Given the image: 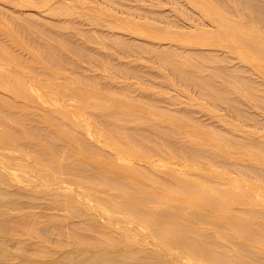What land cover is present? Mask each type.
I'll use <instances>...</instances> for the list:
<instances>
[{
	"label": "bare ground",
	"instance_id": "obj_1",
	"mask_svg": "<svg viewBox=\"0 0 264 264\" xmlns=\"http://www.w3.org/2000/svg\"><path fill=\"white\" fill-rule=\"evenodd\" d=\"M129 1H130V3H129ZM164 1L167 2V0H128L129 4L136 5V6H139L142 8H143V6H146L145 9H147V8L149 9V10H146L147 11L146 14H144V15L138 14L139 16H136V17L134 16L133 19H130L131 21H134V22L136 20V23L138 26L137 28H140L141 31L142 30L144 31V32H142L141 35H140L141 31L138 32L139 34L136 33V35H134L135 34L134 32L138 31L136 29V26H135V29L130 30L136 24L133 25L129 21V25H130V23H131V25H133L131 28H130V26L129 27L126 26L128 24L124 25V26H126L125 28L128 27L127 28L128 31L130 30V34L134 35V38L140 37L141 39L147 40V41H143L144 45H142V47H140L138 45L139 43L137 44L139 46L138 47L136 45L137 42L133 41V42H135L134 43L135 47L137 46L138 48L137 47L136 48L142 52V53L140 52L138 54L137 52H139V51H136V54H137L136 58H134L135 57L134 55H136L134 53L135 51H132V49L134 48L133 47L134 44L131 42V40L128 41L130 43H127V40H129V38L128 39L125 38V39H127L126 41L124 38H122L121 40L124 39L123 40L124 43L122 42L123 45L121 46L119 36H117L115 34V36L117 37V39L115 37V39L117 40L116 41V40L112 39V38H114L113 36L111 38L110 35L105 34L106 32H104V30H108L107 33H109V30L112 29L113 23H116V22L112 21V18H109V17H111V15L109 17L106 16L109 12L103 13L99 10L96 11L97 13L95 12L98 15V18L95 20H92L93 23L88 22V23H90V24H88V26H93V27L97 28V31L94 30L95 33L92 34L93 35V37H91L92 39L95 38L98 40L99 39L102 40V39H105L106 38L105 35H107V37L109 38V39L107 38L108 40L106 39L107 41H109L108 45L112 42V40H114V42L112 43L113 45L110 44V49H111V45L114 46L118 42L120 43V44L119 43L118 44L121 46V49L123 48V46H124V49H125V47H127V48L133 47L129 50L126 49V51H125V52H127V50H128V52H127L128 55H130L129 54L130 50H131V53H134V55L132 54L133 57H131L132 55L130 57H128L126 55L127 58L125 56H123V58L125 57L124 59L127 62L126 64H124L125 62L121 63L123 60L121 61V59H120L121 56H119L121 54V52H124L123 49L121 52H119V55H116V53H117L116 52V50H117L116 46H115V48H116L115 51H113L111 49L114 52L113 54H112V51L111 52L107 51L108 53L104 52V53H107V55H109V56H111V55L113 56L115 54L116 56H114V57H117L118 60H120V62L118 60H116V61L123 64V65L119 64V66H115L117 68L116 70H114L115 67L113 65L114 68L111 70H114L115 72H117L118 70L121 71L123 69L129 68L127 70L128 72L132 70V72L137 71V72H141L142 74L144 73V75H142L140 73V75L135 74V76L137 75L138 77L139 76L140 77H146V74L149 72L145 73L142 71H148L146 69L144 70V66H143V64L147 65L148 63L146 62L147 63L146 64V63H142V62L146 61L147 60L146 58L149 57V59L152 60V62L154 64H156L155 65L156 68H155V66H152V67H154L158 71V73L164 74V76H162V74H160V75L165 80L166 85H168L169 87H173V86L176 87V85H179V86H183L184 89L186 87L188 89L192 88V90L193 89L195 90V92L198 94V98L200 97L199 99L203 100V102L205 101L206 104L209 105V108H210L209 111H208V109L207 110L205 109V108H207L205 106L206 104L203 106V108L205 107L204 108L205 110L203 109L201 111H203L202 112L203 115L206 114V112H204V111H208L207 115L209 116L210 120H216L218 118L217 117L218 116L217 115V109H218L217 105L219 103H222V104H225L228 106V110L226 112H232V114H236L238 116V118H241V119L245 118L246 115H244L242 112H240L236 109V106L238 105V103L242 101L241 98L243 99V101L245 100V103H246L245 108H247V106H249L248 109H250V112L252 110H253V112L254 111L259 112V110H262L261 116H264V0H184V3L181 0L182 1L181 3L185 4V6H182L184 8L182 10L178 9L179 7L174 8V5H173L174 0L172 1L173 3H171L172 5H170L171 7H169L170 9L167 8L168 2L165 4ZM176 1L178 2V0H176ZM64 2H63V0H58L56 2L57 3V9L55 10V12L52 15H50V17L54 20L52 22H56V23H52L51 21H46V20L44 21L42 19L43 16L39 17L40 13H38V16H37V14L36 15L32 14L30 16H29V14H26L27 15L26 16V15H24V13H18V12L13 11L12 9H10L8 11L9 12L8 15H9V17L12 16L15 20L16 19L17 20H20V19L30 20L32 18V20H35V23H37L39 25L43 24V25H46L50 28L54 27L57 29L58 27H60L62 25L63 28H62V30H59V33H60V31H63L64 28H66L67 26H70V27L72 26L71 28L73 29V26L75 25L73 33L77 32L78 29H77V31L75 30L76 25H78V23L80 24V21L83 19L89 20L91 18V15L87 14V13L88 12L91 13L92 11L90 10L86 13V11H84L83 8H80L84 12L83 13L78 12L76 9H74L76 5H73L74 7H72V6H70V5H72V3L70 5H67ZM169 2H171V0ZM80 3H81V1H80ZM108 3H109V1H108ZM45 4H47V3H45ZM129 4L127 6L130 7L131 5H129ZM179 4H180V1H179ZM183 4H181V5H183ZM10 6H11V4H10ZM90 6H91V4H90ZM114 6H115V3H114ZM127 6L124 5V8L126 7V10L129 9V8H127ZM77 7H78V4H77ZM165 7L167 8V10L169 9V11H167V10L164 11ZM142 8H140L141 9L140 13L143 12ZM1 9H3V8H1ZM134 9L131 11L127 10L128 12H125V13L129 14L130 12L131 13L133 12L135 15V13L137 14L136 7H134ZM11 10L13 12H10ZM88 10H89V8H88ZM137 11H138V9H137ZM2 12L4 14V11L1 10V13ZM120 13H122V11ZM125 13H123L122 15L124 16ZM131 13H130V16H131ZM138 13H139V11H138ZM143 13H145V12H143ZM87 15H88V17L90 15V18H88ZM122 15H120V17ZM125 16H127V15H125ZM54 18H56V19H54ZM113 19H114V17H113ZM17 20H16V22H17ZM108 20L111 22V25H109V24L104 25L103 22L107 23ZM124 20L126 22V18ZM84 21L85 20H83V22H82L83 26H85ZM114 21H115V19H114ZM119 21H120V19H119ZM3 23H5V21ZM120 23H121V21H120ZM118 24H115L114 27L120 26V29H122L121 25H118ZM55 26H58V27H55ZM83 26H81V27H83ZM88 26L84 27V28H88ZM15 27H17V26L15 25ZM15 27L14 26L4 27L2 29L3 31L0 30V31H2L0 33L1 36L6 35L7 37H10L11 39L15 38V40H16V37H19V38H22L24 40V35H21L20 30H22L23 32L28 31L27 34L32 33V31H30V29H29V27H31V26L26 25L25 23H23L22 26L19 25V27H17V28H15ZM41 27L42 26H40V28ZM81 27H77V28H81ZM84 28L80 29V31L82 30V33L85 32ZM92 28H89V29L91 30ZM103 28H107V29H103ZM117 28H115V29L113 28V29L118 30L119 28L118 29ZM125 28L123 30H125ZM41 29H43V28H41ZM113 29L111 31H113ZM90 30H89V33H90ZM48 31H50L49 28H48ZM53 31H56V30L53 29ZM53 31L51 30L50 32H53ZM119 31H121V30H119ZM131 31H134L133 32L134 34ZM40 32H41V30H40ZM56 32H58V30ZM64 32L65 31H63L62 33L64 34ZM66 32L68 34V32H70L69 29H68V31L66 29ZM103 32H104V34H103ZM123 32H125V31H123ZM36 33L32 36L34 42L36 43V41L38 39H40L39 41L44 39V42L46 44L44 47H42L39 50H37L36 48H30V46H28V48H29L28 53L30 54V57H28V55H27L26 58L29 61H27V59H26L25 64H23V62H22V59H24V56L19 57L18 54L17 55L13 54L12 51L9 48H7L3 44V42L0 41V57H2L4 59V62H0V88L7 90L9 92V97H5V98H7V99L10 98L9 99L10 103H8V104L7 103L6 104L0 103V111H1V113H3L2 110H5V109L7 111L9 110V112L12 111L13 113H9V115L11 114L9 118H12V121H14L13 124H16V126L18 125V123H19L18 121H20V120L18 118H16L15 116H17V117H19V116L18 115H12V114H16L15 112L18 111V108L20 106L25 107L22 105H25L27 103L24 104L22 101L30 100V101H26V102H28L27 105H30L29 102H31L33 104V105H30V106H33L32 108H30L31 110L32 109L34 110V107L38 108L39 110H44V108L46 106L51 107L50 104L48 103V100L50 102L52 101L54 103L57 100L60 101L58 98H57V100L54 101L55 97H53V98L49 97L47 100L44 98L38 97L36 95V91H35L34 87L32 86V83L34 85H36V83H37L40 86H44L45 85L44 80L41 77H36L35 81L31 78L32 82H30L29 78L26 77L27 75L25 76L24 70L29 69L31 72H33L35 67L38 65L43 71H45L47 73L50 72L53 76V80L49 81L47 86H49L53 89H56V90L59 88L61 89V87H62V90H63V88H64L63 85H60L62 83L58 82V81L67 80L66 82L69 83V81L72 80L73 78L68 76L67 78H69V77L72 78V79L69 78L70 79L69 80L65 77L66 75L64 76L66 79L60 78V76H62L64 69L62 70L59 65H61V66L66 65L69 62V61L68 62L66 61L67 63L63 62L64 61V58H63L64 55H62V57H61V54L65 53V51H67V50H65V47H63V48H60V47H62V44H63V46L66 45V43L70 45V43H68V41L70 42L71 38L72 39L73 38L78 39L77 38L78 36L85 38L86 34H88V31H86L85 34L79 33L78 36H76V33H75V35L73 33H70L76 37H74L73 35H72L73 36L72 37L70 35L71 38L68 36L67 39H70L68 41H66L67 39L64 36L66 34H64L63 36L65 37L66 43H64V37L60 36L62 34L57 33L58 36H60L62 38L60 40L61 41L63 40V43L61 42L62 44L59 43L60 49L58 51L60 52V50L62 49L60 52L61 54L58 51H54L55 49L57 50L56 46H58V43H57V45H55V47H56V48L54 47L55 49L52 48L53 43L54 42L56 43L57 38H54V39H56V41L53 42L52 41L53 38L51 35L49 36L48 34H45V35L42 34L45 36V38H43L42 36H40L41 33H39V34L37 33L38 36ZM91 33H92V31H91ZM57 34H55V35H57ZM52 35H53V33H52ZM127 35H128V33H127ZM90 36L87 35L86 37L89 38L90 40L89 39L88 40L92 42V39L90 38ZM84 38L83 39L81 38V39L84 40ZM87 38H85L86 41L85 40L83 41V42H85V44H86V42H88ZM110 38H111V42H110ZM137 39H135V40H137ZM15 40H12V41L15 42ZM82 40H79V42H81ZM39 41H37V42L39 43ZM58 41H59V39H58ZM73 41L74 40H72V44H74ZM75 41H77V40H75ZM107 41H106V43H107ZM115 41H116V43H115ZM19 42H20V40H19ZM29 42H30V44H34V42L32 41L31 38L29 39ZM139 42H141V44H142V41H139ZM43 43H41V44H43ZM75 43H78V41ZM19 44L20 43H18V45ZM36 44H34V45H36ZM80 44L83 45L84 43L81 42ZM87 44L86 45L90 46V48H91V45H89V42ZM101 44H103V45L102 46L100 44L99 45L102 48L108 46V45L104 46L103 40L101 41ZM118 44H117V46H119ZM18 45H16V46H18ZM69 45H68V47H71V45L70 46ZM41 46H43V45H41ZM41 46L38 45V47H41ZM74 46L78 47V45L74 44L73 47L70 48L71 51H70V49H68V53L73 51L72 53L74 54V51H78V50H76L77 47L75 48ZM100 46L96 47V42H95V46L93 45V48L94 47L97 49L100 48L101 52L104 51V49L102 50ZM68 47L66 45V48H68ZM79 47L78 48L80 49V51H82V49L85 48L86 46L85 47L82 46V49H81V46H79ZM21 49L23 50V48H21ZM63 49H64V51H63ZM105 49H107V48H105ZM110 49H109V51H110ZM119 49H120V47H119ZM25 50L27 53V48H25L23 50L24 52L23 51L22 52L25 53ZM52 50L56 54H58V53L60 54V56H58V57L59 58L61 57V60H63L62 63H64V64H57L58 65L57 66L56 64H54V63H56V60L52 56H51L52 61L49 59L50 55L52 54L51 53ZM80 51H78L77 54L80 53ZM84 51H85V49H83L82 53L84 54V58H86V59H84V58L83 59L87 60V61L82 62L83 60H81V62H82V64L87 63L88 66L85 69H88V67L93 66V65L89 66V62L91 61L90 59H93L92 62H94V61L96 62L95 59H97L99 56H96L95 53L91 54L88 47H87L86 53ZM118 51H120V50H118ZM20 52H21V50H20ZM87 52H89L90 54ZM65 54H67V53H65ZM77 54H76V52L74 54V55H76V58L81 55V53L78 54L79 56ZM85 54L86 55L89 54L90 55V56L88 55L89 58H87V56L85 57ZM93 54H95V56H93ZM124 54H126V53H124ZM142 54L147 56V57L144 56L145 57L144 61L142 60L143 59L142 56H141V59L138 56V55H142ZM21 55H23V54L21 53ZM100 57H99V61H100V59L103 58V57H101V58ZM114 57H112V58H114ZM66 58H69V57L67 56ZM79 58H77L76 60L82 59V58H80V59ZM53 59H54V62H53ZM61 60H59V61H61ZM67 60H70V58ZM88 60H89V62H88ZM103 60H106V64H109V68H112L110 66V63L107 61V58L106 59L103 58ZM114 60H115V58H114ZM140 60H142V62ZM71 61H75V60H71ZM102 61H100L98 65L95 63V65H97V67L101 64L103 65L105 62L103 61V63H101ZM77 62L79 63L80 61H77ZM92 62H90V63L92 64ZM110 62H112V61H110ZM57 63H58V61H57ZM70 63H71V67H72L71 69H73L74 66L76 67V65L73 66L72 62H70ZM78 63H77V66H78ZM114 63L116 65V62H114ZM151 63H149L147 65V69H150L149 71L152 70ZM68 65H69V63H68ZM133 65L134 66L138 65L139 67L143 66V68H141L142 71H138V69H140V68H138L137 66L134 67ZM56 66L59 68H57ZM79 66H80V63H79ZM104 67L103 68L105 70L107 67L106 66H104ZM78 68H81V67H78ZM78 68L76 67V69L75 68L74 69L78 70L77 72H79L80 70H84L82 68L81 69H78ZM95 68H96V66H95ZM99 68L101 70L100 74H99V72H100ZM145 68H146V66H145ZM68 69H66V70H68ZM89 69H91V68H89ZM66 70H64L65 73L67 72ZM75 70H74V72H76ZM94 70L95 69L93 68V71ZM96 70H97V68H96ZM98 70L99 71H97L96 74L101 75L102 74L101 67H98ZM111 70L109 71V73L113 72ZM86 71H84V72L86 73ZM89 71L87 72L88 74L92 70L90 72ZM127 71H126V74L131 73L129 75V76H131L132 72L127 73ZM70 72L71 71L68 72L69 75L72 74ZM107 72H105V73H107ZM123 72H125V70ZM81 73H79V74H81ZM105 73H103V74L107 75ZM123 74H125V73H123ZM123 74L121 77L122 79L124 76ZM74 75H76V74H74ZM74 75H71V76L74 77ZM77 75L74 77V78H77V80L76 79L74 80L76 82V85H75V82L73 80H72L73 82L71 81V83H73L72 87H74V85L79 86V88L77 87L78 92H76V90H75V92L74 91L73 92L76 93V95L79 94V96L81 98L80 99L81 102L79 101L80 106L82 107V108H80V111H82L81 109H86V110L88 109V111L89 110L95 111L94 114H97L98 116L97 115L96 116L99 117V119L97 118L98 121L95 120V122L98 125L103 126V130L108 131L106 133H109V135L111 137L110 138L105 137L108 140L98 138L100 136H98L97 135L98 132H96L94 130V128H95L94 126H96L95 123H93V126H92L91 122L88 120L87 121H84V120L78 121V119H76V118H80L79 116H81V114H83L82 112L80 113V115H72V118H74V120L76 119L75 121H73V119L71 117L70 118L72 121H70V120L68 121L67 118L70 119L69 116H71V115H70V112H68L69 110L68 111L66 110L67 109L66 106H64V109L67 111V112L64 111V112H66L65 114L61 110V107H59L58 105H57L58 109L57 108L56 109L49 108L51 111L47 112L45 114V116L49 117V120H50V121H48V120L46 121L47 125L49 127L48 132H49V130H51V127H53L52 130L53 129H55V130H53V131L51 130L53 132V133L51 132L52 135H46L47 131L46 132L43 131L46 136H44L45 138L43 136L42 137H43V139H46L47 137H51L54 139V141H56L58 143L63 142V144L62 143L61 144L66 145V146L68 144H71V145H68V146H70V148L68 147V150L71 151V154L73 152V156L71 154H70L71 156L68 155L67 158H68L69 162L67 161V158L63 159L64 163L68 162L67 164H64V165H62L63 164L62 162H59V161L57 162V160H55L57 163L54 161L53 162L49 161L48 163H45V162H43L44 159H41L39 157V154L43 153L46 150V147H47L48 151H49V149L51 151H55V152H56V150L58 151L59 147H58V149L54 148V146H56L58 144L56 143V144H52V146H51V144L46 146L45 143H44V145L37 143L38 145L36 147H38V146L40 147V145H41L40 148H42L43 150L42 151H36V153H35L34 151H32L30 145L32 143H34L35 141L37 142L38 139L37 138H36V140H34L33 138H32L33 140L31 139V136L33 134L36 135V133H34V132L31 133L32 131H30V130L34 131V129L31 127L33 123H31V119L29 118L30 115L28 113H26L25 111L24 112L21 111L24 114V117L29 115L28 118L30 119V121H28V123L29 124L31 123L30 127L32 129H30V130L25 129L26 131H29L28 133L25 130L24 131L20 130L21 123L24 124L25 122H27V119H28L27 117H26L27 119L26 118L24 119L23 116H22V118L19 117L22 120V121H20L19 126L16 127L14 125L13 128L10 130L7 128V126H4L6 123H8L7 120H10V119L6 118L4 120L5 117H3V115L2 116L0 115L1 116L0 118L1 119L3 118L2 119L3 123L0 121V149L2 152V160L14 162L17 165V167L19 168L20 172H21L22 168L28 169V167L29 166L32 167V165H30L31 159L29 160V163L24 164L25 161L23 159V155H20V157L22 156V158L16 156L19 153H21V154L26 153L27 155L33 157L35 159L33 162H35L37 159L38 166H41L42 168H45V169L47 167H55L54 164L60 163V164H58L60 166L57 167V169L56 168L54 169V174H52L51 178L49 176L44 177V176L38 174V176L44 180L42 182L43 186L50 191L61 193V192H63L62 190H57L56 187H51L50 184H56L57 185V183H55V182H58L59 179L62 178V179H64L63 184L76 187L78 192L67 195V198H71V201L72 202L74 201L76 203V204L74 203L76 206L78 205L77 207H79L81 214H82V210L84 209V206H85V209L90 210L93 203H97L99 206V210L102 213V215L111 219L110 222L102 230H100L103 232V233L101 232L102 234H100L101 237H106L108 235V233L105 230L110 226L114 227V231L122 229V226L120 225V223H118L116 221V219L114 220V218H115L114 213L117 212L116 217L117 216L119 217V215H120V218H119L120 221H122L121 215L123 217H125L123 219V221H125V219L127 218V223L124 222V225L126 223L125 226L121 223L123 225V228H124L122 230L125 233H127L128 235L133 234L135 232V228L134 227L131 228V226L134 224V222H136V220H138L137 221L138 223L136 222L137 224H134V225L138 226V227H136L137 228V234L139 235L140 232L141 233L144 232L143 230H145V231L147 230L148 232L150 231L149 234L151 236L149 234H148L149 235L148 236L146 234L148 232H145L143 234V236H141V237L143 238L144 235L146 234V236L149 237V239L151 237L153 239L148 240L147 238H145L146 240H144V238H143V239H140L141 241L139 243H136L138 241L127 240L121 234L114 233V234L107 236V238H105L107 240L105 242L109 241L111 245L116 247V248H114L113 246H111L109 244V242H108L109 245L107 243H103V242H101V244H98V242H97V245H98L97 246V245H95L97 238L96 239L94 238L95 242L93 240V243H94L93 244V243H90V241L93 239L92 237L91 238L88 237V239L85 240L82 236V238H83L82 240H85V241L81 242L80 244L82 245V247H83L82 249H84V251L79 248V247H81V245L78 244V245H80L78 247L79 251L82 250L81 251L82 253L79 252V254H80L79 255L77 253V250H78V248H77L76 249L77 255L76 254H75L76 256L74 255L75 259L78 255L80 257L83 255L84 256L88 255V254L91 255V253H97V254H98V252L102 253V250H101L102 248H100V245H103V247H104L105 244H106V246H105L106 252L111 253L112 255L107 256V255H109L108 253H106V254L103 253V254H99V255L95 254L92 256V257H95L94 259L92 258L93 260H88V261L85 260L84 262H79V263L74 262L71 264H114V262L115 263L119 262V264H126V261L128 259H131L130 261H132V264L134 263V261H135L134 264H157V261H159L161 264H167V261L170 264H264V189L261 186L262 184L261 185L257 184L258 182L264 181V134H261L262 133L261 130L255 129L256 127L253 128V130H251L249 133L246 131H243V130L242 131L240 130L241 131L240 132L238 130L240 132L239 135H242V137H248L249 141H250V148L243 149L241 151V155L245 158L244 163L249 165L248 171H249L250 175H251V173L253 174L252 175L253 178L251 177V179H255V177H254L255 175L258 177V178H256L257 180L255 179V181H257V183H255V184H257V188H255L256 185L254 184L253 181H249L253 184H251V183L248 184V182H247L246 184H244V187H243L236 180H232L230 176H229L230 177V179H229L228 173H227V167L225 168L224 166L223 167L221 166L223 168V170H222V172H219V171H221V170H219L220 168L217 170L216 166H214V165H217V162H215V159H217L215 154L218 157H223V156H222L221 144H218L215 142L214 137H213V133L211 131H208V132L202 134L197 129L198 128L197 125H195V126L193 125L192 128L189 129V127L192 125V123L190 124L187 122V125H189V127H187V126H185L186 123L184 125L183 123L176 121L177 115L175 114L176 113L175 111H173V113H171L172 111L168 112V111H161L159 109L157 110L158 105L161 102L163 103L162 100L164 98V94L162 92L156 91L157 87H159L160 85L163 84V81L158 82V85H157V83L155 84V81L154 82L152 81V80L157 78L156 77L157 74H156V76L154 75V77H155L154 79H152L153 78L152 77L153 75H152L151 76L152 80L149 79L150 81H148L146 79L147 83L141 82L142 80H139L140 84L142 83L141 86H138V84H134V85H136V88H135V86L134 87L131 86L134 89L143 93V96L140 98V100H141L140 103H138L132 97L126 96L125 94L122 95L121 94L122 91L120 92V90H118V89H117L118 90L117 93L119 94V92H120L121 95L117 96L118 99H115L116 96H114L115 95L114 93H116V92H114V91H117V90L114 88V85H111L112 83L115 84V81L113 80L114 81L113 82L112 79H110L111 77L109 78L112 81L110 86L111 87L113 86L112 88H114L115 90L109 91L108 89H111V87H110L107 89L108 90L107 92H105V91L101 92L100 87H99V89L97 87H98V83H100L101 80H103V79H101L98 83L96 82L97 83L96 84L95 81L99 80V79H98V77H96L94 75L93 77H96L95 81L92 79L90 84L91 85L95 84L97 86L94 85V86H91L87 89L86 87H87V85L88 86L90 85V84H88L89 83L88 81H90V80L86 79L85 75L81 78V75H83V74L79 75L80 77ZM147 75H149V74H147ZM101 76H103V75H101ZM101 76L99 78L105 77V76L104 77H101ZM112 76H114V75H112ZM108 77L109 76L107 75L106 79ZM84 78H85V80H82ZM88 78H90V77H88ZM125 78L127 79V77H125ZM128 79H129V77H128ZM131 79H133V78L131 77ZM157 79L160 80L159 78H157ZM86 80H88L87 81L88 83L86 82ZM110 80H109V82H111ZM144 80H145V78H144ZM158 80H156V82ZM92 81H94V83H92ZM127 81H130V79L126 80L125 82H127ZM84 82H86L87 84L85 83L86 84L85 85ZM102 82H105V78H104V81H102ZM117 82L120 83V81H117ZM125 82H124V84L123 83L122 84L125 85ZM68 83H66L67 85L66 84L64 85L65 87L67 86V90H66L67 92L66 93L69 92L68 88H70V87H68ZM71 83H69V84L71 85ZM105 83L107 84V82H105ZM105 83H102L103 85L102 84L101 85L105 86L104 85ZM148 83H152L153 85L148 84ZM127 84H126V86H127ZM123 85H121V87H123ZM129 85H130V82H129ZM259 86L261 88L258 89ZM106 87H108V85H106ZM106 87H103V89ZM74 88H73V90H74ZM123 88H121V90ZM59 90H57V91H59ZM104 90H106V89H104ZM124 90H125V88H124ZM230 92H232L234 97H235V95L236 96L240 95V96L235 97L236 100L234 97L232 99H230V94H231ZM66 93H63V94L66 95ZM0 94H1V92H0ZM69 94H71V93H69ZM73 95H75V94H73ZM73 95L71 94V96H73ZM3 96H0V97L2 98ZM188 96H190V94ZM191 97L189 99H191ZM59 98H60V96H59ZM69 98H71V97H69ZM73 98H75V96ZM238 98H240L241 101H239V100L237 101ZM189 99H188V101L194 102V100H192L193 98L191 100H189ZM69 100H71V99H69ZM196 101L194 103H196ZM61 102L63 104L64 100L61 99ZM66 103L67 102H65V104ZM245 103H243V106L245 105ZM59 104H60V106H62L61 103H59ZM67 104H69V103H67ZM137 104H139V105H137ZM140 104L145 106V107L140 106ZM156 105H157V107H156ZM2 107L4 109H2ZM70 107H71V104L69 105L68 108H70ZM148 107H150V108H148ZM30 109H28V111ZM31 110L29 112H32L35 115L36 113L33 112V110L32 111ZM17 113H19V111ZM199 113H200V111H199ZM4 114H6V112H4ZM122 114L123 115L127 114L126 116L125 115L124 116L131 118V119H134V120L133 121H127L129 119L128 118L126 119L123 116H121ZM146 115L150 116V118L155 120V121H149V119ZM73 116H76V117H73ZM61 117H62V119L64 117V120H67V121H63V120L61 121V119H60ZM259 117H260V113H259ZM161 118H163L164 120H167V121H161ZM255 118H253V119H255ZM23 119L26 121H24ZM15 121H17V123ZM32 121H33V118H32ZM91 121H92V119H91ZM27 124H26V126H27ZM259 124H256V125H259ZM263 125H261L262 128H264ZM26 126H24V127H26ZM163 126H166V127H163ZM4 127H6V128H4ZM28 127H26V128H28ZM35 127H36V125H35ZM259 127H260V125L257 128H259ZM104 128H106L107 130ZM186 128L189 130H187ZM21 129H24L23 126H21ZM37 130H39V128ZM40 131L41 130H39V133H37V135L42 132V131L41 132ZM48 132H47V134H50V132L49 133ZM69 133L71 135L73 133L74 136L76 134L79 138V139L75 138V139H77L76 142L82 139V143L78 142V144H80V145H78L74 142V144H73V140H75V139H73ZM96 135L98 136L97 137L98 139L96 138ZM101 135H103V134L101 133ZM38 136H41V135H38ZM104 136L105 135H103L101 137L104 138ZM51 138H48V139H50V141H52L53 139H51ZM114 138L116 140L115 147H114ZM181 138H183V140H184V138H186L188 140L183 141ZM195 139H198L197 144H196L197 140H195ZM174 140H176V141H174ZM193 140H195V141H193ZM48 141L46 140V143H50ZM54 141H52V142H54ZM83 141H85V142H83ZM147 141H149V142L155 141L156 143L154 142L155 143L154 144V143L150 142V144L146 145L147 146V148H146L145 144L149 143ZM160 141H161L162 145H160ZM172 141L175 143L173 144ZM86 142H87V144H86ZM157 142H159V143H157ZM66 143H68V144H66ZM180 143H182L183 146ZM81 144H82V146L86 145L85 148H83L84 146L81 147ZM153 144L156 146H154ZM76 145L79 146L78 151L75 150L78 148ZM149 145L150 146L153 145L154 148L150 147ZM196 145H197V148H196ZM51 147H53L54 150H52L53 148L51 149ZM149 147L151 149H148ZM82 148L85 150H83ZM194 148H196V150H199V148L201 150L204 149L205 153L211 155L212 157L208 156L207 154L204 155L205 154V153H203L204 150L203 151L200 150L201 153L197 151L198 154H196V153H194V150H195ZM36 149H38V148H36ZM111 149H112V151H111ZM94 152L102 154L104 159L101 158L102 156L100 155L98 157V159L101 158L103 160H101V159H100L101 161L92 160V159L90 160V158L92 157V153H94ZM53 153L54 152H51V154H53ZM97 153H95V154H97ZM199 153H200V155H199ZM11 154H13L15 156L14 157H8ZM85 154H86V157H89L88 155H90L91 157L89 159H87L85 157ZM55 155L57 156V154H55ZM204 156L211 157L212 160L210 158L208 159ZM25 157H26V155H25ZM53 157L55 158V156H53ZM93 157H94V155H93ZM29 158L30 157H28L27 159H29ZM95 158L97 159L96 155H95ZM204 159H206V160L208 159V162L207 161L205 162ZM213 160H214V162H213ZM26 165L28 167H26ZM94 165H96V166H94ZM205 165L211 166L213 168V170H211V171L206 170L204 168ZM8 170H9V168H8ZM24 171L25 170H23L22 172H24ZM181 173L183 174L182 176H181ZM226 175L228 178L224 177ZM23 186L26 187V184ZM5 187L7 188V192H2L4 189L1 190L0 193H2V194L0 195V197L1 198H3V197L4 198L9 197L10 198V195L12 194V192H9L8 190L11 189V187H9L7 185H5ZM101 188L103 190H101ZM260 190L263 191V193L260 194ZM255 192H257L260 196L258 197L257 193H256L257 195H254ZM246 195H249V196H246ZM49 197H51V196H49ZM1 198H0V200H2ZM4 198H3V200H5V202H8V201L10 202V200L7 201ZM223 199H226L229 202H233V203L238 204L237 217H239V218L237 219V222L235 224V232L239 235L241 241H235V240L223 238L220 236H212L208 232L209 227H214V226H215V228L217 227L218 224H214L216 222L213 221L215 218L219 222L223 220V218L221 216V214H222L221 212L218 213L219 215H214V216H211V214H208L211 209H214L217 206L222 205ZM0 202H1V204L2 203L4 204V201H0ZM72 202H71V204H72ZM75 205L72 204L71 210L79 213L78 208H76ZM1 206L2 205H0V207ZM6 213L2 214L1 210H0V218L5 219V220H9V222H10V220L15 221L18 223V225L20 224L19 226H21V227L24 224H26L27 221L29 222V220H27L25 218H30V217L23 215V213H21V215H20V212H19V214L18 213L14 214V213H10V212L8 214H6ZM117 214H119V215H117ZM87 215L90 216L92 218V222L95 225H97V221L94 219V216H92L91 214H87ZM43 218L46 219V220H44V221H46V224L48 221H50L51 223H53V222L55 223V222L59 221L60 222V224H58L59 226H62L61 222H62V224L64 223V220H61L60 218H57L55 216L53 217L52 215H50V216L48 215V216L43 217ZM74 218L72 219V223H74ZM76 219L80 220L81 217L78 216V217H76ZM131 219H134V220H132L134 222H132ZM5 220H1L2 222L0 221V231H1V229L4 230V229L11 227L13 225L12 223L10 224ZM55 220H57V221H55ZM85 221H86V224H87V222L90 223L87 220H85ZM209 221H211V223H209ZM51 223H49L50 225H47V228L51 227ZM75 223L77 224V222H75ZM75 223L72 224V226H74ZM15 225L18 226L17 224H14V226ZM40 225L42 226V224H40ZM53 225L54 224H52L51 228H56L57 230H59L58 227H56L55 225H54L55 226L54 227ZM63 225H65V224H63ZM77 225H75V226H77ZM88 225H85V226H88ZM90 225H91V223H90ZM127 225H129L130 228ZM1 226L4 229L1 228ZM38 226H39V224H38ZM44 226H45V224H44ZM63 227L64 226H62V228L60 227V230L66 231L65 228L63 230ZM43 228H45V227H43ZM87 228L88 227H86V229ZM141 228H143V230ZM46 229H44V232H43L44 234L46 233V235L48 234L47 233L48 230H49L48 232L50 234H52V232L56 233L55 231H57L56 229H54V231L51 232L50 229H47V231H46ZM74 229H76V231L74 230V232H77V234L74 233L73 229H72V232L69 234V236H70L69 239L73 238V236H74L73 233L76 234L74 236V239L75 238L78 239L79 235L81 236L82 233L84 235V232L86 233V231H87L86 229H85L86 231L82 230V232H80L81 234L78 235L79 228L77 229V227L76 228L74 227ZM51 230H53V229H51ZM92 230L95 231L93 226L91 227L90 231L93 232ZM91 232L88 231V233H91ZM96 232L98 233V231H96ZM59 233H60V231H59ZM64 234L62 233V235H64V236H62L61 234L60 235L58 234L59 236H57V237L61 236L65 239L66 233H64ZM56 235H57V233H56ZM71 235H73V236H71ZM140 235H142V234H140ZM93 237H95V236H93ZM97 237L99 238L100 236L98 235ZM52 239H55V237ZM56 239H60V238H56ZM82 240H80V241H82ZM98 240H101V238ZM153 240H155L156 244L155 243L153 244V242H152V244L150 243ZM55 241H57V240H55ZM222 241H225L230 245L229 250L223 248L220 245V242H222ZM63 243L62 244L60 243V245H64ZM72 243L73 242H71V244ZM77 243H79V241ZM57 244H59V241H57ZM57 244H55V245L57 246ZM74 244L71 245L72 248H73ZM71 246H69V248ZM65 247L67 248V243H66ZM134 247L136 250V252H135L136 254L130 255L128 252L131 249H134ZM60 248H64V246L60 247ZM66 248H64V249H66ZM51 250H53V249H51ZM67 250H69V249L67 248ZM118 250H120V252H123V253H128L129 256L134 255L133 256L134 258L133 257L129 258V256L127 255L128 259L123 256V259H121V260H124V259H127V260L121 261V260H119L121 256L118 257V255H117V254H120V253H118ZM54 252H56V254L58 253L57 250L53 251L52 253H54ZM179 252L180 253L183 252L186 256H188V258L184 259L185 258L184 254L181 255L182 257L184 256V258H180L181 256H180V254H178ZM66 253H68V251H66ZM69 253H71V252L69 251ZM72 253H73V251H72ZM56 254H53V255H56ZM137 254L142 255V256L139 257ZM146 254L149 256L145 257ZM124 255L126 256V254H124ZM79 257H77V258L79 259ZM19 259L20 258L16 257L14 259H11V261H12L11 263H10V260H8V261H9V264H13V263L19 264ZM0 261H2V259ZM64 261H66V262L71 261V259L66 258V260L64 259ZM52 262L50 264L55 263V262H53V263ZM66 262H63V259H62V262H60L59 264H69ZM159 262H158V264H160ZM3 263H4V260H3ZM3 263H1V264H3ZM129 263L130 262L128 260L127 264H129ZM6 264H7V262H6Z\"/></svg>",
	"mask_w": 264,
	"mask_h": 264
},
{
	"label": "rangeland",
	"instance_id": "obj_2",
	"mask_svg": "<svg viewBox=\"0 0 264 264\" xmlns=\"http://www.w3.org/2000/svg\"><path fill=\"white\" fill-rule=\"evenodd\" d=\"M14 1V2H13ZM58 0H0V30H2L4 27H6V26H9V27H11V26H14L15 27V25L17 26V27H19V25L20 26H22V24L23 23H25L26 25H29V26H31V27H29V29H30V31H32V33L31 34H27V32L28 31H25V32H23L22 30H20L21 31V35H24V40L22 39V38H19V37H16V40H15V38L14 39H11L10 37H7L6 35H3V36H1V34H0V41L1 42H3V44L7 47V48H9L11 51H12V53L13 54H18V56L20 57H23L24 56V59H22V62H23V64H25V60L27 59L26 57H27V55H28V57H30V54L28 53V51H29V48H28V46H30V48H36L37 50H39V49H41L42 47H44L45 46V42H44V39L43 40H41V41H39L40 39H38L37 41H39V43L36 41V43L34 42V40H33V38H32V36L37 32L38 34L39 33H41L40 34V36H42L43 38H45V34H48L49 36L51 35L52 36V41L54 42V41H56V39H54V38H57V41H56V43L54 44L53 43V47L52 48H54L55 47V45H57V43H58V46H56L57 47V50L55 49H53L54 51H58L60 48H63V47H65V50H67V51H65V53H67V54H65V53H60L61 52V50H60V54H61V57H62V55H66L65 57L63 56V58H64V61L63 60H61V57L59 58L58 56H60V54L58 53V54H56L55 52H53V50L51 51V55H50V60L52 59L51 58V56L56 60V63H54V64H64V63H62V61L63 62H68L69 63V65H68V63L66 64V65H59L60 67H61V69L63 70H66V69H68L69 67V69L68 70H66L67 72L65 73L64 72V70H63V73H62V76H60V78H64V79H66L68 76H70V77H72V78H70V79H72L73 81L76 79L77 80V78H74L77 74V76H79V75H81V74H83V75H81V78L85 75V77H86V79H89L90 81H88V80H86V82L88 83V84H90V82H91V80L93 79L94 81H95V78L96 77H98V79L99 80H96L95 81V83L97 82H99L101 79H103V80H101V82L102 81H104V78H105V82H107V84L105 83V82H102V83H105L104 85L105 86H102L103 84L100 82V83H98V89H99V87H100V89H101V92H103V91H105V92H107L108 90L109 91H111V90H120V92L122 91V95L123 94H125L126 96H129V97H132V98H134L138 103H140L141 102V100H140V98L143 96V93L142 92H140V91H138V90H136V89H134L133 87L135 86V88H136V85H134V84H138V86H141L142 85V83L140 84V81L139 80H142L141 82H146V79L148 80V81H150V80H152V79H154L155 77H154V75L156 76V74H157V78H159L160 80H158L157 78L156 79H154V80H152L153 82L155 81V84L157 83V85H158V82H162L163 81V84L162 85H160L159 87H157V90L156 91H160V92H162L163 94H164V98H163V103L161 102L159 105H158V107H157V105H156V107H157V110L159 109V110H161V111H168V112H171V113H173V111H175L174 113L177 115V117H176V121H179L180 123H183L184 125H185V123H186V125L185 126H187V127H189V125H187V122L188 123H192V125L189 127V129H191L192 128V126L194 125H197L198 126V130L200 131V133H202V134H204V133H206V132H208V131H211L212 133H213V137H214V140H215V142L216 143H218V144H221V148H222V156L223 157H218L216 154H215V156L217 157V159H215V162H217V165H214V166H216V169L218 170L219 168V170H221V171H219V172H222V170H223V166L226 168L227 167V173H228V177L230 176L231 177V179L232 180H236L241 186H243L244 187V184H246L247 182H248V184H250L251 182H249V181H253L254 182V184L255 183H257V181H255V179L256 178H258L256 175L254 176L255 177V179H251V177H252V173H251V175H250V173H249V165L248 164H246V163H244V157L241 155V151L243 150V149H248V148H250V141H249V138L248 137H242V135H239L240 134V132L243 130V131H246V132H250L251 130H253V128H255V129H257V130H261V134H264V128H262L261 127V125H263L264 123V116H261V112H262V110H259V112L257 111H254L253 112V110L250 112V109H248V107L249 106H247V108H245V106H246V103H245V100L243 101V99L241 98V100L243 101H241L240 100V98H238L237 99V101L239 100V101H241V102H239L238 103V105L236 106V109L238 110V111H240V112H242L244 115H246V117L245 118H243V119H241V118H238V116L236 115V114H232V112H226L227 110H228V106L227 105H225V104H222V103H219L217 106H218V109H217V119L216 120H210L209 119V116L207 115V112L210 110V108H209V105H207L206 104V102L204 101L203 102V100H201V99H199L198 98V94L195 92V90L193 89L192 90V88H186L185 87V89H184V87L183 86H179V85H176V87H169L168 85H166V83H165V80L161 77V75L160 74H162V73H158V71L155 69L156 68V64H154L153 62H152V60H150L149 59V57L148 58H146L147 60L146 61H144L145 60V57H147V56H145V55H138L139 57H140V59H141V56L143 57V61L144 62H142V60H140L142 63H151V67L152 66H155V68L154 67H152V70L151 71H149L150 69H147V65H145V64H143V66H144V70L146 69V70H148V71H142L141 70V68H143V66H138V65H133L134 67H138V68H140V69H138V71H142V72H145V73H147V72H149V73H147V74H149V75H147L146 74V77H138L137 75L139 74L140 75V73L141 72H137V71H133L132 72V70L131 71H129V72H132V75L131 76H129L131 73H129L127 70L129 69H123V70H118L117 72H115L114 70H116L117 68L115 67V66H119V64L120 65H123V64H121V63H123V62H125L124 64H126L127 62H126V60L124 59L125 57L127 58V56L128 57H130L132 54L134 55V53L136 54V51H139L137 48L140 46V47H142V45H144L143 43V41H147V40H144V39H141L140 37L138 38V37H136V38H134V35H136V33L137 34H139L138 32H140L141 31V29L140 28H137L138 26H137V23H136V20H135V22L134 21H131L130 19H133L134 18V16L136 17V16H139L138 14H146V10H149L148 8L147 9H145L146 8V6H143V8L142 7H139V6H136V5H132V4H129L130 3V1H129V3H128V0L126 1V0H63V2L64 3H66L67 5H70L71 3H72V5H70V6H72V7H74L73 5H76L75 6V8L74 9H76L78 12H84V11H86V13L88 12V11H92L91 13L90 12H88L87 14H90L91 15V18H90V15H89V17H88V15H87V17L88 18H90L89 20L87 19H83V20H85L84 21V24H85V26H83V24H82V22H83V20H81L80 21V24L78 23V25H76V31H77V29H78V33L77 32H74L73 33V30H74V27H75V25L73 26V29L70 27V26H67L66 28H64V30L63 31H65L64 32V34H66V35H64L62 32L63 31H60V33H59V30H62V28H63V26L61 25L60 27H58V26H55V27H58L57 29L56 28H50V27H48V26H46V25H43V24H37V23H35V20H32V18L30 19V20H26V19H20V20H17V22H16V20L12 17H9V10L10 9H12L13 11H15V12H18V13H24V15H26V14H29V16L30 15H32V14H34V15H36L37 14V16H38V13H40V15H39V17H42V19L45 21H54L51 17H50V15H52L54 12H55V10L57 9V2ZM68 1V2H67ZM75 1V2H74ZM80 1H81V3H80ZM108 1H109V3H108ZM123 1V2H122ZM125 1V2H124ZM170 0H167V2L166 1H164L165 2V4L167 3L168 4V6H167V8H169V7H171L170 5H172L171 3H173L174 2V8L176 7V8H178V9H184L182 6H185V4H183L184 3V0H182L183 1V3H181L182 1L181 0H178V2L176 1V0H171V2H169ZM173 1V2H172ZM179 1H180V4H179ZM43 2V3H42ZM47 3V4H45V3ZM79 2V3H78ZM90 2V3H89ZM176 2V3H175ZM13 3V4H12ZM69 3V4H68ZM114 3H115V6H114ZM117 3V4H116ZM10 4H11V6H10ZM43 4V5H42ZM49 4V5H48ZM77 4H78V7H77ZM84 4V5H83ZM90 4H91V6H90ZM121 4V5H120ZM131 5L130 7L129 6H127V5ZM177 6H176V5ZM181 4H183V5H181ZM13 5V6H12ZM20 5V6H19ZM124 5H126L127 6V8H129V9H127L128 11L130 10H133L134 9V7H136V12H137V14L135 13V15H134V13L132 12H130L131 13V16H130V13L128 14V13H125V12H128L127 10H126V7L124 8ZM180 5V6H179ZM16 6V7H15ZM87 7V8H86ZM114 7V8H113ZM126 10H124L123 8ZM132 7V8H131ZM138 7V8H137ZM173 7V6H172ZM1 8H3V9H1ZM15 10H14V9ZM78 8V9H77ZM80 8H83L84 9V11L82 10V9H80ZM87 10H86V9ZM88 8H89V10H88ZM102 8V9H101ZM122 8V9H121ZM140 8H142V10H143V12H145V13H140V11H141V9ZM167 8L165 7L164 8V11H166L167 10ZM24 9V10H23ZM137 9H138V11H139V13H138V11H137ZM170 9V8H169ZM169 9L167 10V11H169ZM1 10L2 11H4V14H3V12L1 13ZM6 10V11H5ZM10 11V12H13V11ZM82 10V11H81ZM97 10H99V11H101V12H109L106 16H110L111 15V17H109V18H112V21L113 22H116V23H113V25H112V29L114 28H117L118 30H114L113 29V31H111V30H109V33H107V31L108 30H104V32H106L105 34H108V35H110L111 36V38H112V36L114 37V38H112V39H114V40H116L117 39V37L115 36V34L117 35V36H119V40H120V42H121V46L123 45L122 44V42H123V40L125 39V38H129V40H127V39H125V41L127 40V43H130V42H128V41H130L131 40V42L134 44L135 42H137L136 43V45L138 46H136L135 47V44L133 45V47H130V48H127V47H125V49H124V46H123V50H124V52H121L122 51V49H121V46L119 45V46H117V44L116 45H114V46H112L113 44V42H114V40H112V42H111V38H110V44H112L111 45V49L113 50V51H115V46L117 47V50H116V52L118 53H116V55H119V52H121V54L119 55V56H121L120 57V59H121V63H119L120 62V60H118V58L117 57H114V56H116L115 54L112 56H109V55H107V53L108 52H111L112 50L110 49V44L108 45V43H109V41H107L109 38L107 37V35H105V39H102L103 40V43H104V46H107V47H104V48H102L101 46L103 45V44H101V41L102 40H98V39H95V38H91V37H93V35L92 34H94L95 32H94V30L95 31H97V28H95V27H93V26H88V24H90L91 22H92V20H95V19H97L98 18V15L96 14L97 12ZM106 10V11H105ZM122 11V13H120L121 11ZM135 10V9H134ZM145 10V11H144ZM76 11V12H77ZM96 12V13H95ZM123 13H125L124 14V16L122 15ZM81 14V13H80ZM33 15V16H34ZM120 15H122L121 17H120ZM125 15H127V16H125ZM27 16V15H26ZM114 17V19H115V21H114V19H113V17ZM119 16V17H118ZM7 17V18H6ZM122 18V19H121ZM126 18V22H125V20L124 19ZM10 19V20H9ZM13 19V20H12ZM54 19H56V18H54ZM58 19V18H57ZM118 19V20H117ZM119 19H120V21H121V23H120V21H119ZM117 20V21H116ZM5 21V23H3ZM9 21V22H8ZM12 21V22H11ZM109 21V20H108ZM107 21V23L106 22H103L104 23V25H107V24H109V25H111V22L109 21L108 22ZM129 21L134 25V24H136V25H131V23H130V25H129ZM88 22H90V23H88ZM15 23V24H14ZM52 23H56V22H52ZM87 23V24H86ZM93 23V22H92ZM97 23V22H96ZM106 23V24H105ZM119 23V24H118ZM8 24V25H7ZM115 24H118V25H121V28L122 29H120V26H117V27H114V25ZM125 24H128V25H126V26H130V30H132V29H135V26H136V29L138 30L137 32H134V31H131L134 35H132V34H130V30L128 31V27L127 28H125L126 26H124ZM88 26V28H84V27H87ZM40 26H42L41 28H43V29H41L40 28ZM46 26V27H45ZM81 26H83V27H81ZM125 28V30H123L124 28ZM17 27H15V28H17ZM70 27V28H69ZM77 27H81L82 29L84 28V30H85V32L86 31H88V34H86V36L87 35H91L90 36V38L92 39V42L91 41H89L90 39L89 38H87L86 36H85V38H87V40H88V42H89V45H91V48H90V46H87L88 44V42H86V44H85V42H83L84 40L86 41V39L84 38V37H81V36H78V34L79 33H82V30L80 31V29L81 28H77ZM93 27V28H92ZM48 28H49V30L51 31H53V29H55L56 31L58 30V32H56V31H53V32H50V31H48ZM61 28V29H60ZM89 28H92L91 30L89 29ZM66 29H67V31H68V29H69V31L70 32H68V34H67V32H66ZM87 29V30H86ZM101 29V28H100ZM103 29H107V28H103ZM102 29V30H103ZM127 29V30H126ZM40 30H41V32H40ZM83 30V31H84ZM89 30H90V33H89ZM119 30H121V31H119ZM3 31V30H2ZM2 31H0V33L2 32ZM19 31V32H20ZM36 31V32H35ZM80 31V32H79ZM91 31H92V33H91ZM100 31V30H99ZM123 31H125V32H123ZM35 32V33H34ZM85 32H83L84 34H85ZM104 32H103V34H104ZM142 32H144L143 30L140 32V35L142 34ZM36 33V34H37ZM52 33H53V35H52ZM62 34V35H60L61 37H66V39L68 38V36L70 37V35L72 36L73 34L75 35V33H76V36H78L77 38L78 39H72L71 37V40L70 39H67L66 41H68V40H70V42L68 41V43H70V45H71V47H73V45L74 44H76V45H78V47L79 46H81V49H82V46H86L85 48H83V49H85V53H86V51H87V47H88V49L90 50V52H91V54L92 53H95L96 54V56H101V57H103L104 59H106L107 58V61L110 63V66L112 67V68H109V64H106V60H103V58L102 59H100V61H104L105 63V65L103 64H101V63H103V61L100 63L101 65H99L98 67H101V69H102V74L101 75H103V76H101V75H99L100 73H101V70H100V68H99V70H100V72H99V74H96L97 73V71H99L98 70V67H97V65L99 64V57L97 58V59H95L96 60V62L94 61V62H92V60L93 59H90L91 61L90 62H92V64L89 62V60H88V62H89V66H94L95 65V63L97 64V65H95L96 66V68H97V70H96V68H95V66L93 67L95 70L93 71V68L92 67H88V69L89 68H91V69H85V68H87V63H84V64H82V62H86L87 60H84V59H86V58H84V54L82 53L83 52V49H82V51H80V47L78 48L77 46H74L75 48L77 47V49L76 50H78V51H80V53H81V57L78 55V54H80V53H78L77 54V52L78 51H74V54H75V52H76V54L80 57V58H82V59H80L79 57H77V58H79L80 60H76L77 58H76V55H74L72 52H70L71 51V47H68V45L69 44H67L66 42H65V37H64V43H66V45H67V47L68 48H66V45H64L63 46V40L61 41L60 39H62L60 36H58V34ZM70 33H73V34H70ZM82 33V34H83ZM124 33V34H123ZM127 33H128V35H127ZM38 34H37V36H38ZM42 34H44V35H42ZM55 34H57V35H55ZM64 35V36H63ZM73 35V36H74ZM122 35V36H121ZM124 35V36H123ZM132 35V36H131ZM6 36V37H5ZM28 36V37H27ZM72 36V37H73ZM76 36H74V37H76ZM109 36V37H110ZM83 39L84 38V40H82L81 38ZM115 37H116V39H115ZM32 39V41L34 42V44H36V45H34V44H30V42H29V39ZM108 38V39H107ZM122 38H124L123 40H121ZM133 38V39H132ZM138 38V39H137ZM22 39V40H21ZM58 39H59V41H58ZM107 39V40H106ZM135 39H137V40H135ZM3 40V41H2ZM12 40H15V42L14 41H12ZM19 40H20V42H19ZM72 40H74L73 41V43L74 44H72ZM75 40H77L78 41V43L80 44L81 42L82 43H84L83 45H79L78 43H75V42H77V41H75ZM79 40H82L81 42H79ZM105 40V41H104ZM11 41V42H10ZM94 41V42H93ZM100 43H99V42ZM106 41H107V43H106ZM117 41V40H116ZM116 41H115V43H116ZM133 41H135V42H133ZM139 41H142V44H141V42H139ZM43 43V44H41V43ZM62 42V43H61ZM91 42V43H90ZM95 42H96V47L97 46H100L101 47V49L103 50L104 49V51H102L101 52V50H100V48H93V45L95 46ZM18 43H20L19 45H18ZM23 45H22V44ZM62 44V47H60L59 48V46H60V44ZM93 43V44H92ZM124 43V42H123ZM100 44V45H99ZM106 44V45H105ZM141 44V45H140ZM16 45H18V46H16ZM38 45L39 46H41V45H43V46H41V47H38ZM69 45V46H70ZM33 46V47H32ZM17 47V48H16ZM114 47V48H113ZM119 47H120V49H119ZM21 48H23V50L25 49V48H27V53H26V50H25V53H23L24 51L21 49ZM93 48V49H92ZM105 48H107V49H105ZM131 48H133L132 49V51H135L134 53H131V50L129 51L130 53V55H128L127 54V52H128V50L129 49H131ZM15 51H14V50ZM68 49H70V53H68ZM74 49V48H73ZM72 49V50H73ZM96 51H95V50ZM109 49H110V51H109ZM126 49H128L127 50V52H125L126 51ZM20 50H21V52H20ZM95 52H94V51ZM118 50H120V51H118ZM18 51V52H17ZM23 51V52H22ZM63 51H64V49H63ZM62 51V52H63ZM93 51V52H92ZM108 51V52H107ZM112 51V54L114 53ZM16 52V53H15ZM101 52V53H100ZM104 52H107V53H104ZM141 51H139V52H137L138 54L140 53ZM21 53L23 54V55H21ZM54 53V54H53ZM87 53H89V52H87ZM124 53H126V54H124ZM142 53V52H141ZM56 54V55H55ZM70 54V55H69ZM90 54V53H89ZM88 54V55H89ZM95 54H93V56H95ZM106 54V55H105ZM110 54V53H109ZM123 54V55H122ZM55 55V56H54ZM88 55H86L85 54V57L87 56V58H89V56ZM103 55V56H102ZM105 55V56H104ZM127 55V56H126ZM133 55L131 56V57H133ZM69 57L70 58V60H67V59H69V58H66V57ZM109 56V57H108ZM118 56V57H119ZM123 56H125L124 58H123ZM135 57L134 58H136L137 57V54L136 55H134ZM145 56V57H144ZM48 57V56H47ZM73 57V58H72ZM100 57V58H101ZM106 57V58H105ZM112 57H114L115 58V60H114V58H112ZM138 57V58H139ZM76 58V59H75ZM84 58V59H83ZM94 58V57H93ZM110 60H109V59ZM117 58V59H116ZM0 62H4V59L2 58V57H0ZM54 59H53V62H54ZM61 60V61H59V60ZM71 60H75V61H71ZM81 60H83L82 62H81ZM116 60H118V61H116ZM149 60V61H148ZM27 61H29L28 59H27ZM52 61V60H51ZM57 61H58V63H57ZM77 61H80L79 63H80V66H79V63L77 62ZM110 61H114V62H116V65H115V63L113 64L112 62H110ZM151 61V62H150ZM60 62V63H59ZM70 62H72V64H73V66L74 65H76V67L78 68V67H81L82 69H84V70H80L81 72L83 71H86V73L84 74L83 72L81 73L80 71L79 72H77L78 70H75L76 69V67L74 66V68L73 69H71L72 67H71V63ZM78 63V66H77V63ZM98 62V63H97ZM107 62V63H108ZM76 63V64H75ZM94 63V64H93ZM118 63V64H117ZM91 64V65H90ZM113 65H114V67H113ZM58 66V65H57ZM56 66V67H57ZM64 66V67H63ZM69 66V67H68ZM86 66V67H85ZM104 66H106L107 68L104 70ZM145 66H146V68H145ZM63 67V68H62ZM104 67V68H103ZM57 68H59V67H57ZM81 68H78V69H81ZM114 68V70H111V69H113ZM155 70H154V69ZM111 71H113V72H111V73H109V71L110 70ZM74 70L76 71V72H74ZM104 70V71H103ZM125 70V72H123ZM29 71V72H28ZM69 71H71L70 73H72V74H70L69 75ZM90 72L89 74L87 73V72ZM108 71V72H107ZM126 71H127V73H129V74H126ZM155 71V72H154ZM157 71V72H156ZM27 72V73H26ZM105 72H107V73H105ZM121 74H120V73ZM125 73V74H123V73ZM137 72V73H136ZM29 73V74H28ZM68 73V74H67ZM76 74V75H74V74ZM79 73H81V74H79ZM103 73H105V74H107L109 77L106 79V77H107V75H104ZM115 73V74H114ZM154 73V74H153ZM156 73V74H155ZM24 74H25V76L27 77V78H29V80H30V82H32V79L35 81V78L36 77H41L43 80H44V82H45V85L44 86H40V85H38L36 82V85H34L33 83H32V86L34 87V89H35V91H36V95L38 96V97H40V98H44V99H48L49 97H55L54 98V101L55 100H57V98L60 100V101H56L55 103L54 102H50L49 100H48V103L50 104V106L51 107H48V106H46L45 108H44V110H39L38 108H35L34 107V110H33V112H35L36 114L34 115V113H32V112H29L31 109L30 108H32L33 106H30V105H33L31 102H29V104L30 105H27L28 104V102H26V101H30V100H25V101H22L24 104L25 103H27V104H25V105H22V106H25V107H19L18 108V111H19V113H17V112H15L16 114H12V115H18L19 117H21L22 118V116H23V118L25 119L26 117L28 118V116H29V118L31 119V123H33L32 124V128L34 129V131L33 130H30V129H32L31 127H30V125H31V123L29 124L28 123V121H30V119L28 118H26L27 119V122H25L26 124H27V126H26V124L24 123V124H22L21 123V126H23V128L24 129H21V126H20V130H22V131H24L25 129L27 130H30V131H32L31 133H36V135H37V133H39V130H41L40 132V134H38V135H41V136H36L35 134H33L32 136H31V139L33 138L34 140H36V138L38 139L37 140V142L35 141L34 143H32L31 145H30V147H31V149H32V151H34L35 153H36V151H42L43 149L42 148H40L41 147V145H44V143H45V145L46 146H48V145H50L51 144V146H52V144H58V145H56V146H54V148H56V149H58V147H59V150L57 151L56 149V152L55 151H51L50 149H49V151H48V149H47V147H46V150L43 152V153H40L39 154V157L41 158V159H44L43 160V162H45V163H48L49 161H54V162H56L55 160H57V162L59 161V162H62L63 164L62 165H64V164H67L69 161H68V155L69 156H73V152H72V154H71V151L70 150H68V147L70 148V146H68V145H71V144H68V143H66V144H68L67 146L66 145H62L63 144V142H56V141H54V139L53 138H51V137H47L46 139H43V137L44 136H46V135H52L51 134V132L53 131V130H55V129H53L52 130V128L53 127H51V130H49V132H50V134H47V132H48V129H49V127H48V125H47V120L48 121H50L49 120V117H46L45 116V114L47 113V112H50L51 110L49 109V108H52V109H58V106L59 107H61V110L63 111V113L65 114L68 110V112H70V115L71 116H69L68 114V116H69V118L71 117L72 118V115H80V113L82 112L83 114H81V116H79L80 118H76V119H78V121L80 120V121H90L91 122V124H92V126H93V123H95L96 124V126H94L93 128H94V130L96 131V132H98L97 133V135L98 136H100V137H98L97 135H96V138L98 137V138H101V139H106V138H110L111 136L109 135V133H106V132H108V131H105V130H103V126H101V125H98L96 122H95V120L96 121H98V119H99V117H97L98 115L97 114H94L95 113V111H91V110H89L88 111V109L86 110V109H81L82 111H80V108H82L81 106H80V102H81V98H80V96H79V94H77L76 95V93H74L75 92V90H76V92H78V90H77V87L79 88V86H75L76 85V82H75V85H74V87H72L73 86V83H71V81L72 80H70L69 78H67V79H69L70 81H69V83H71V85L68 83V82H66L67 80H65V81H62V80H60V81H58V82H61L62 84H60V85H63V87L65 88H63V90H62V87H61V89L59 90V89H57V90H59V91H57L56 89H53V88H51V87H49V86H47L48 85V82L49 81H52L53 80V76H52V74L50 73V72H45V71H43L38 65L35 67V69H34V71L33 72H31L29 69L28 70H24ZM96 74V75H95ZM122 74L125 76V77H127V79L123 76V79L126 81V80H129L130 79V81H127V82H125L121 77H122ZM135 74H137L136 76H135ZM142 74V73H141ZM30 75V76H29ZM55 75V74H54ZM66 75V76H65ZM71 75H74V77L73 76H71ZM96 76V77H93V76ZM112 75H114V76H112ZM121 75V76H120ZM142 75H144V73L142 74ZM141 75V76H142ZM153 75V76H152ZM160 75V76H159ZM32 76V77H31ZM66 78H65V77ZM93 78H92V77ZM104 77V78H99V77ZM117 76V77H116ZM134 76V77H133ZM150 78H149V77ZM153 78H152V77ZM159 76V77H158ZM162 76H164V74H162ZM48 77V78H47ZM80 77V76H79ZM88 77H90V78H88ZM111 77V78H110ZM117 79H116V78ZM128 77H129V79H128ZM131 77L133 78V79H131ZM136 77V78H135ZM139 79H138V78ZM32 78V79H31ZM112 79V81L114 80L115 81V84H113L112 83V81L110 80V79ZM144 78H145V80H144ZM152 78V79H151ZM111 81V82H109V80ZM135 79V80H134ZM150 79V80H149ZM82 80H85V78L84 79H82ZM156 80H158L157 82H156ZM72 81V82H73ZM94 81H92V83H94ZM113 81V82H114ZM117 81H120V83L119 82H117ZM123 81V82H122ZM68 83V87H70V88H68L69 90V92L68 93H66L67 91V86L65 87L64 85L66 84V83ZM83 82V81H82ZM86 82H84V84L86 83ZM117 82V83H116ZM124 82H125V85H123L124 84ZM129 82H130V85H129ZM132 82V83H131ZM86 83V84H87ZM96 83V84H97ZM112 83V84H111ZM123 83V84H122ZM128 83V84H127ZM147 83V82H146ZM85 84V85H86ZM102 84V85H101ZM110 84L111 85H114V88H112L111 86H110ZM126 84H127V86H126ZM132 84V85H131ZM145 84V83H144ZM148 84H152V83H148ZM67 85V84H66ZM70 85V86H69ZM95 84H93V85H87V89L89 88V87H91V86H94ZM100 85V86H99ZM106 85H108V87H106ZM121 85H123V87L125 88V90H124V88L123 87H121ZM153 85V84H152ZM95 86H97V85H95ZM116 86V87H115ZM131 86H133V87H131ZM60 87V86H59ZM102 87V88H101ZM103 87H106V88H104V89H106V90H104L103 89ZM111 87V89H108V88H110ZM131 87V88H130ZM72 88V89H71ZM73 88H74V90H73ZM121 88H123L122 90H121ZM134 90H133V89ZM259 88H261L260 86L258 87V89ZM71 89V90H70ZM97 89V90H98ZM103 89V90H102ZM108 89V90H107ZM263 89V88H262ZM0 92H1V94H0V96H3L2 98L0 97V103H3V104H8V103H10V98H5V97H9V92L7 91V90H5V89H1L0 88ZM80 90V89H79ZM118 90L117 91H114V92H116V93H114L115 95L114 96H116L115 97V99H118V97L117 96H119V95H121L120 94V92H119V94L117 93L118 92ZM61 91V92H60ZM74 91V92H73ZM124 91V92H123ZM193 91V92H192ZM60 92V93H59ZM66 93V95L65 94H63V93ZM190 92V93H189ZM69 93H71L72 95L73 94H75V95H73V96H71V94H69ZM188 93V94H187ZM192 93V94H191ZM231 94H230V99H232L234 96H233V94H232V92H230ZM62 94V95H61ZM190 94V96H188ZM8 95V96H7ZM235 95V94H234ZM59 96H60V98H59ZM64 96V97H63ZM75 96V98H73ZM188 96V97H187ZM192 96V97H191ZM195 98H194V97ZM238 96H240V95H235V97H238ZM69 97H71V98H69ZM79 99H78V98ZM191 97V99L192 100H194V102L196 101V103H194V102H191V101H188V99ZM197 97V98H196ZM234 97V98H235ZM73 98V99H72ZM175 98V99H174ZM188 98V99H187ZM61 99L62 100H64V103L62 104V102H61ZM69 99H71V100H69ZM191 99H189V100H191ZM175 100V101H174ZM235 100H236V98H235ZM6 101V102H5ZM75 101V102H74ZM80 101V102H79ZM65 102H67V103H69V104H65ZM74 102V103H73ZM77 102V103H76ZM59 103H61V105L62 106H60V104ZM73 103V104H72ZM79 103V104H78ZM243 103H245V105L243 106ZM56 104V105H55ZM65 104V105H64ZM71 104V107L70 108H68L69 107V105ZM206 104V105H205ZM53 105V106H52ZM55 105V106H54ZM58 105V106H57ZM137 105H139V104H137ZM206 106L207 108H205L206 110L208 109V111H204V112H206V114H202V112L203 111H201V110H203L204 108H203V106ZM249 105V104H248ZM64 106H66L67 107V111L64 109ZM80 106V107H79ZM140 106H142V107H145V106H143V105H141L140 104ZM147 106V105H146ZM202 108H201V107ZM4 107V106H3ZM2 107V109H4ZM72 108V109H71ZM148 108H150V107H148ZM22 109V110H21ZM24 109V110H23ZM28 109H30L29 111H28ZM60 109V108H59ZM92 109V108H91ZM204 109V110H205ZM6 110V109H5ZM5 110H2L3 111V113H1V111H0V115L2 116L3 115V117H5L4 118V120L6 119V118H9L10 117V115H9V113H13L12 111H10L9 112V110L7 111H5ZM31 110V111H32ZM86 110V111H85ZM26 112V113H28L29 115L28 116H26V117H24V114L22 113V112ZM64 111H66V112H64ZM85 111V112H84ZM199 111H200V113H199ZM4 112H6V114H4ZM21 112V113H20ZM25 113V114H26ZM32 113V114H31ZM73 113V114H72ZM87 113V114H86ZM93 115H92V114ZM199 113V114H198ZM259 113H260V117H259ZM20 114V115H19ZM23 114V115H22ZM85 114V115H84ZM89 114V115H88ZM201 114V115H200ZM7 115V116H6ZM87 115V116H86ZM97 115V116H96ZM125 116L127 115V114H124ZM123 114L121 115V116H123L124 118H128V117H125ZM255 115V116H254ZM0 116V117H1ZM32 116V117H31ZM86 116V117H85ZM147 117H148V119H149V121H155V120H153V119H151L150 118V116H148V115H146ZM13 117V116H12ZM16 118H18L20 121H22L21 120V118H19V117H17V116H15ZM73 117H76V116H73ZM78 117V116H77ZM86 119H85V118ZM89 117V118H88ZM91 117V118H90ZM95 119H94V118ZM122 117V118H123ZM255 118V119H253V118ZM32 118H33V121H32ZM48 118V119H47ZM71 118L70 119H68L67 118V120L69 121H72L71 120ZM82 118V119H81ZM98 118V119H97ZM3 119V118H2ZM1 118H0V121L3 123V120H2ZM10 120H7V122L9 123H6L4 126H7V128L8 129H12L13 128V126L15 125L16 126V124H13V122L14 121H12V118H9ZM23 119V120H24ZM61 119V121L63 120V121H67V120H64V117H63V119H62V117L60 118ZM73 119V121H75L74 120V118H72ZM91 119H92V121H91ZM94 119V120H93ZM129 120H127V121H133L134 119H131V118H128ZM20 121H18L19 123H18V125L16 126V127H18L19 126V124H20ZM24 121H26V120H24ZM23 121V122H24ZM161 121H167V120H164L163 118H161ZM216 121V122H215ZM256 123H255V122ZM5 122V121H4ZM11 122V123H10ZM16 123H17V121H15ZM260 123V124H259ZM263 123V124H262ZM8 124V125H7ZM94 124V125H95ZM256 124H259L260 125V127L259 128H257L259 125H256ZM35 125H36V127H35ZM24 126H26V127H28V128H26V127H24ZM264 126V125H263ZM35 127V128H34ZM39 128V130H37L38 128ZM101 127V128H100ZM163 127H166V126H163ZM4 128H6V127H4ZM41 128V129H40ZM47 130H46V129ZM97 128V129H96ZM261 128V129H260ZM104 129H106V128H104ZM187 129V128H186ZM189 129H187V130H189ZM25 130V131H26ZM98 130V131H97ZM107 130V129H106ZM240 132H239V131ZM36 131V132H35ZM43 131H47L46 132V135L44 134V132ZM102 131V132H101ZM27 133L29 132V131H26ZM48 132V133H49ZM55 132V131H54ZM100 132V133H99ZM25 133V132H24ZM53 133V132H52ZM101 133L103 134V135H105L104 136V138H102L101 136H103V135H101ZM30 134V133H29ZM43 134V135H42ZM70 134V133H69ZM36 136V137H35ZM43 136V137H42ZM70 136L73 138V139H75V138H77V139H79L78 138V136L75 134V136H74V134L72 133V135L70 134ZM74 136V137H73ZM35 137V138H34ZM39 137V138H38ZM106 137V138H105ZM45 138V137H44ZM48 138H51V139H53L52 141H54V142H52V141H50V139H48ZM97 138V139H98ZM32 139V140H33ZM77 139H75V140H73V144H74V142L76 143V144H78V142L79 143H82V139L81 140H79V141H77L76 142V140ZM182 140H183V138H181ZM46 140L48 141V142H50V143H46ZM106 140H108V139H106ZM186 140H188V139H186V138H184V140L183 141H186ZM195 140H197L196 141V144L198 143V139H195ZM195 140H193V141H195ZM81 141V142H80ZM174 141H176V140H174ZM83 142H85V141H83ZM110 142V141H109ZM147 142H149V141H147ZM151 143H154L155 141H150ZM150 142L149 143H146L145 144V146L147 145V144H150ZM173 142V141H172ZM178 142V141H177ZM41 144L40 145V147L38 146V147H36L38 144ZM62 143V144H61ZM115 143H116V140H115V138H114V147H115ZM156 143V142H155ZM154 143V144H155ZM157 143H159V142H157ZM175 142H173V144H174ZM183 143V142H182ZM182 143H180V144H182ZM61 144V145H60ZM86 144H87V142H86ZM153 144V145H154ZM78 145H80V144H78ZM78 145H76L78 148L77 149H75V150H77L78 151V149H79V146ZM153 145H149L150 147H152V148H154L153 147ZM159 145V144H158ZM157 145V146H158ZM160 145H162V143H161V141H160ZM185 145V144H184ZM61 146V147H60ZM74 146V145H73ZM84 146V145H83ZM82 146V144H81V147H83ZM86 146V145H85ZM85 146L83 147V148H85ZM154 146H156V145H154ZM182 146H183V144H182ZM75 147V146H74ZM80 147V148H81ZM88 147V146H87ZM86 147V148H87ZM148 148V149H151V148ZM36 148H38V149H36ZM53 147H51V149H52ZM54 148L52 149V150H54ZM82 148V149H83ZM146 148H147V146H146ZM196 148H197V145H196ZM196 148H194L195 150H194V153H196V154H198V152H200V148H199V150H196ZM41 149V150H40ZM81 150V149H80ZM83 150H85V149H83ZM204 150V149H203ZM203 150H201V151H203ZM76 151V152H77ZM111 151H112V149H111ZM196 151V152H195ZM198 151V152H197ZM51 152H54L55 154H57V156L54 154H51ZM114 152V151H113ZM95 153H97V152H94V153H92V157L90 156V155H88L89 157H86V154H85V157L87 158V159H89L90 157V160L92 159V160H99V161H101V160H103L104 158H103V156H102V154H99V153H97V154H95ZM201 153V152H200ZM200 153H199V155H200ZM203 153H205V150H204V152ZM202 153V154H203ZM71 154V155H70ZM207 153H205L204 155H206ZM20 155H23V159H24V164H27V163H29V160H30V165H32V167L31 166H27L26 165V167H28V169L27 168H22V170H21V172H20V170H19V168L17 167V165L14 163V162H11V161H6V160H2V152H1V149H0V192H1V190H3L2 192H7V188L5 187V185H7V186H9V187H11V189H9L8 191L9 192H12V194L10 195V198L9 197H6V198H4L3 196V198L4 199H6L7 201L8 200H10V202L8 201V202H5V200H3V198H1L2 200H0V201H4V204L2 203L1 204V202H0V205H2L1 207H0V210H1V213L2 214H4V213H6V214H8L9 212L10 213H14V214H16V213H18L19 214V212H20V215H21V213H23V215H25V216H29L30 218H25V219H27V220H29V222L27 221V223L26 224H24L22 227L21 226H19L18 225V223L17 222H15V221H11L10 220V222H9V220H5V219H1V220H5V221H7L8 223H12L13 225L11 226V227H8V228H6V229H4L2 226H1V228H3L4 230H2L1 229V231H0V260L2 259V261H0L1 263H3V260H4V263L3 264H6V262H7V264H9V261L8 260H10V263L12 262L11 261V259H14V258H16V257H18V258H20L19 259V264H50L52 261L53 262H55L54 264H59L60 262H62V259H63V262H66V261H64V259L66 260V258L67 259H71V261H67L66 263H69V264H71V263H74V262H76V263H79V262H84L85 260L86 261H88V260H93L95 257H92L93 255H95V254H97V253H91V255H83V256H80L79 257V252L80 253H82L81 251L83 250L84 251V249H82L83 247H82V245L80 244L81 242H83V241H85V240H87L88 239V237H92L93 239L90 241V243H93V240H94V238L96 239L97 238V240H96V243H95V245H97V242H98V244H101V242H103V243H107L108 244V242H105V241H107L105 238H107V236H109V235H111V234H114V233H117V234H121L125 239H127V240H136V241H138V242H136V243H139L141 240L140 239H143L144 238V240H146L145 238H147L148 240H152L153 238L151 237L150 239H149V237H147L146 236V234L148 235L149 233H150V231L148 232L147 230L145 231V230H143V228H141L144 232H140V234H142V235H138L137 234V228L136 227H138V226H136V225H134V224H137L138 222V220H136V222H134V221H132V220H134V219H131V221L132 222H134V226L132 225H130L131 226V228H135V232L133 233V234H131V235H128L127 233H125L122 229H124L123 228V225H124V222H126L127 223V218L125 219V221H123V219L125 218V217H123L122 215H121V218H122V221H120V215L119 214H117V215H119V217L117 216L116 217V213L117 212H115L114 214H115V218H114V220L116 219V221L118 222V223H120V225L122 226V229H119V230H115L114 231V227L113 226H110V227H108L105 231L108 233V235L106 236V237H101V235L100 234H102L103 232L102 231H100V230H102L109 222H110V218H107V217H105L104 215H102V213L100 212V210H99V206H98V204L97 203H93V205H92V207H91V209L90 210H87V209H85V206H84V209L82 210V214L80 213V210H79V207H77L75 204V202L73 201H71V198H67V195H69V194H73V193H77L78 192V190L76 189V187H74V186H71V185H66V184H63L64 183V179H59V181L58 182H55V183H57V185L56 184H50V186L51 187H56L57 188V190H62L63 192H61V193H57V192H53V191H50V190H48V189H46L44 186H43V184H42V182L44 181L42 178H40L39 176H38V174H40V175H42V176H44V177H46V176H49L50 178H51V176H52V174H54V169L56 168L57 169V167H59L60 165H58V164H60V163H58V164H54V166L55 167H47L46 169L45 168H42L41 166H38V164H37V159H36V161L35 162H33L35 159L33 158V157H31V156H29V155H27L26 153H19L18 155H16L17 157H20ZM25 155H26V157H25ZM75 155V154H74ZM93 155H94V157H93ZM95 155L97 156V159L95 158ZM102 156L101 158H103V159H101V158H99L98 159V157L99 156ZM208 156H211V155H209V154H207ZM15 155H13V154H11L10 156H8V157H14ZM53 156H55V158L53 157ZM206 157V156H204V157H206V158H210L211 159V157ZM28 157H30L29 159H27ZM215 157V158H216ZM20 158H22V156L20 157ZM33 158V159H32ZM53 158V159H52ZM65 158H67V163H64L63 162V159H65ZM78 158V157H77ZM101 159V160H100ZM203 159V158H202ZM208 159L206 160V159H204V161L206 162H208ZM212 160V159H211ZM217 160V161H216ZM65 161V160H64ZM56 162V163H57ZM203 162V161H202ZM213 162H214V160H213ZM23 163V162H22ZM32 163V164H31ZM204 163V162H203ZM215 164V163H214ZM53 165V164H52ZM51 165V166H52ZM57 165V166H56ZM97 165V164H96ZM96 165H94V166H96ZM222 166V167H221ZM8 168H9V170H8ZM204 168L206 169V170H208V171H211V170H213V168L211 167V166H209V165H205L204 166ZM222 168V169H221ZM21 169V168H20ZM23 170H25L24 172H22ZM249 173V174H248ZM183 174L181 173V176H182ZM224 177H227V175L226 176H224ZM227 177V178H228ZM230 177H229V179H230ZM70 178V177H69ZM253 178V177H252ZM257 180V179H256ZM259 181V180H258ZM26 184V187H24L23 185H25ZM251 184H253V183H251ZM257 184H262L261 186H262V188L264 189V181L263 182H258ZM257 184H255L256 186H255V188H257ZM2 187V188H1ZM6 190V191H5ZM11 190V191H10ZM101 190H103L102 188H101ZM68 191V192H67ZM257 192H255L254 193V195H257L256 194ZM261 193H263V191H261L260 190V194ZM2 193H0V195H1ZM49 196H51V197H49ZM246 196H249V195H246ZM260 195L258 194V197H259ZM53 197V198H52ZM8 198V199H7ZM71 202H72V204L73 205H75L76 206V208H78V211H79V213L78 212H74V211H72L71 210V207H72V204H71ZM6 203V204H5ZM75 203V204H74ZM192 205V204H191ZM219 212H221L222 214H221V216H222V218H223V220L222 221H218V220H216V218L213 220V221H215L216 223H214V224H218L217 225V227L215 228V226L214 227H209L208 228V232H209V234L210 235H212V236H220V237H223V238H228V239H231V240H235V241H241V239H240V237H239V235L235 232V224H236V222H237V219L239 218V217H237V213H238V204H236V203H233V202H229V201H227L226 199H223L222 200V205H219V206H217L216 208H214V209H211L210 211H209V213L208 214H211V216H214V215H219L218 213ZM87 214H91L92 216H94V219L97 221V225H95L93 222H92V218L90 217V216H88ZM44 215V216H43ZM50 216V215H52L53 217L55 216V217H57V218H60L61 220H64V223L63 224H65V225H63L62 224V222H61V225L62 226H64L63 227V230H64V228L66 229V231H62V230H60V227L62 228V226H59L58 224H60V222L59 221H57V220H55V221H57V222H53V223H51L50 221H48L49 223H51V227H52V224H54L56 227H58L59 228V230H57L56 228H47V225H50L48 222H47V224H46V221H44V220H46V219H44L43 217H46V216ZM43 216V217H42ZM78 216H80L81 217V219L80 220H77L76 219V217H78ZM41 217V218H40ZM75 217V218H74ZM74 218V223L75 222H77V224L75 223V225H77V226H72V224H74V223H72V219ZM0 220V221H1ZM85 220H87V221H89L90 223H91V225L93 226V228H94V230L95 231H93V232H91L90 230H91V225H90V223H88L87 222V224H86V221ZM119 220V221H118ZM130 220V219H129ZM128 220V221H129ZM17 221V220H16ZM2 222V221H1ZM14 222V223H13ZM45 222V223H44ZM218 222V223H217ZM36 223V224H35ZM123 225H122V224ZM126 223H125V225H126ZM209 223H211V221H209ZM14 224H17L18 226H14ZM38 224H39V226H38ZM40 224H42V226L40 225ZM44 224H45V226H44ZM58 226H57V225ZM91 226H89V225ZM213 224V225H214ZM22 225V224H21ZM53 225V226H54ZM85 225H88V226H85ZM124 225V226H125ZM10 226V225H9ZM36 226V227H35ZM54 226V227H55ZM73 228H72V227ZM79 226V227H78ZM128 227H129V225H127ZM38 227V228H37ZM43 227H45V228H43ZM74 227L76 228L77 227V229L79 228V230H78V235L79 234H81L80 232H82V230L83 231H86V233L84 232V235H83V233L81 234V236L79 235V237H78V239L77 238H75L74 239V236L77 234V232H74V230L76 231V229H74ZM86 227H90L89 229L87 228L86 229ZM50 229V231L52 232V231H54V229H56L57 231H55L56 233H57V235H56V233H54V232H52V234H50L48 231H47V229ZM73 229V232L74 233H76V234H74L73 233V235H71V236H73V238L70 240L69 239V234L72 232V229ZM121 228V227H120ZM130 228V227H129ZM42 229V230H41ZM44 229H46V231H47V235H46V233L44 234L43 232H44ZM51 229H53V230H51ZM86 229V230H85ZM45 231V232H46ZM59 231H60V233H59ZM88 231L89 232H91V233H88ZM96 231H98V233L96 232ZM100 232V233H99ZM102 232V233H101ZM145 232H148V233H146L145 235H144V237L142 238L141 236H143V234L145 233ZM62 233L64 234V233H66V236H65V239L63 238V237H57V236H59L60 234L62 235ZM97 233V234H96ZM59 234V235H58ZM92 236H91V235ZM51 235V236H50ZM56 235V236H55ZM65 235V234H64ZM64 235H62V236H64ZM100 236L99 238L97 237V236ZM150 235V234H149ZM148 235V236H149ZM82 236H83V238L85 239V240H82L83 238H82ZM87 238H86V237ZM93 236H95V237H93ZM146 236V237H145ZM151 236V235H150ZM55 237V239H52V238H54ZM77 237V236H76ZM49 238V239H48ZM51 238V239H50ZM56 238H60V239H56ZM101 238V240H98V239H100ZM55 240H57V241H59V244H57V241H55ZM65 240V241H64ZM80 240H82V241H80ZM90 240V239H89ZM88 240V241H89ZM147 240V241H148ZM55 241V242H54ZM79 241V243H77ZM100 241V242H99ZM64 242V243H63ZM71 242H73L72 244H74L73 245V248H72V244H71ZM94 242H95V240H94ZM149 242V241H148ZM152 242H153V244L155 243L156 244V242H155V240H153V241H151L150 243L152 244ZM57 244V246L55 245V244ZM60 243L62 244H64V245H60ZM66 243H67V248L69 249V250H67V248L65 247V245H66ZM149 243V244H150ZM78 244H80L81 245V247H79L80 245H78ZM94 244V243H93ZM109 244H110V242H109ZM108 244V245H109ZM150 244V245H151ZM55 247H54V246ZM111 245V244H110ZM220 245L223 247V248H225V249H227V250H229L230 249V245L227 243V242H225V241H222V242H220ZM63 247L64 246V248H66V249H64V248H60V247ZM69 246H71L70 248H69ZM77 246V247H76ZM98 246V245H97ZM106 244L104 245V247H103V245H100V248H102L101 250H102V253L101 252H98V254L97 255H99V254H106V253H108V252H106ZM111 246H113V245H111ZM76 247V248H75ZM80 249H82L81 251H79V248ZM96 247V246H95ZM114 247V246H113ZM57 248V249H56ZM78 248V250H77V253L79 254L77 257H79V259L76 257V259H75V256L77 255L76 254V249ZM104 248V249H103ZM114 248H116V247H114ZM51 249H53V250H51ZM58 251V253L56 254V252H54V253H52L53 251H56V250ZM63 250V251H62ZM68 251V253H66V251ZM65 251V252H64ZM69 251L71 252V253H69ZM72 251H73V253H72ZM104 251V252H103ZM75 252V253H74ZM136 252V250H135V247H134V249H131L128 253L130 254V255H132V254H136L135 253ZM181 252V251H180ZM178 253V254H180V256L182 255V254H184L183 252L182 253ZM50 253V254H49ZM118 253H120V254H117L118 255V257H120V259L119 260H121V259H123V256L124 257H126L127 259H128V253H123V252H120V250H118ZM53 254H56V255H53ZM76 254V255H75ZM109 255H107V256H111L112 254L111 253H108ZM124 254H126V256L124 255ZM75 255V256H74ZM82 255V254H81ZM114 255V254H113ZM128 255V256H127ZM139 257L140 256H142V255H139V254H137ZM89 256V257H88ZM105 256V255H104ZM134 256V255H133ZM133 256H129V258L130 257H133ZM147 256H149V255H145V257H147ZM184 256H185V258H184ZM184 256L182 257H180V258H184V259H186V258H188V256H186L185 254H184ZM57 257V258H56ZM116 257V256H115ZM82 258V259H81ZM93 258V259H92ZM134 258V257H133ZM76 261H75V260ZM127 259H124V260H121V261H126ZM79 260V261H78ZM129 260V262L132 264V261H130L131 259H128ZM128 260L126 261V264L128 263ZM142 260V259H141ZM6 261V262H5ZM45 261V262H44ZM52 262V263H53ZM158 262L159 261H157V264H158ZM0 263V264H1ZM129 263V264H130ZM134 263H135V261H134ZM133 263V264H134ZM160 263V262H159ZM14 264V263H13ZM114 264H119V262L117 263H115L114 262ZM161 264V263H160ZM167 264H170L168 261H167Z\"/></svg>",
	"mask_w": 264,
	"mask_h": 264
}]
</instances>
